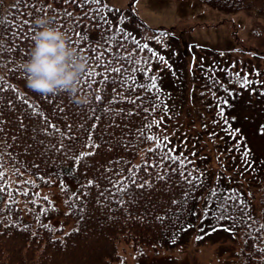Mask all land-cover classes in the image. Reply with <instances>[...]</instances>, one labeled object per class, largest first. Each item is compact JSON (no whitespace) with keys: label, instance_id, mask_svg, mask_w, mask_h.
Masks as SVG:
<instances>
[{"label":"trees","instance_id":"trees-1","mask_svg":"<svg viewBox=\"0 0 264 264\" xmlns=\"http://www.w3.org/2000/svg\"><path fill=\"white\" fill-rule=\"evenodd\" d=\"M203 1L226 12L245 8L264 17V0ZM116 9L103 0H12L0 6V137L5 145L0 161L9 163L16 176H32L23 184L4 176L0 181V264H116L119 240L164 243L188 220L200 195L201 174L153 129L164 104L157 62L162 54L111 21L110 11ZM119 13V19L153 28L130 6ZM38 17L49 18L88 58L90 71L80 85L91 98L88 105L77 104L67 93L34 92L16 67L28 58ZM180 57L174 55V61ZM182 66H177L181 78ZM219 99L226 117L236 121L227 97ZM238 152L250 153L249 146ZM188 173L199 177L196 186L187 182ZM51 177L71 180L60 182L64 212L74 220L69 227L50 219L43 198L23 194L32 185L50 183ZM261 178L256 203L237 182L218 200L224 204V195L235 196L226 214L243 225L238 250L245 264H264V230H258L264 224ZM19 193L32 219L12 216L20 208Z\"/></svg>","mask_w":264,"mask_h":264},{"label":"rangeland","instance_id":"rangeland-1","mask_svg":"<svg viewBox=\"0 0 264 264\" xmlns=\"http://www.w3.org/2000/svg\"><path fill=\"white\" fill-rule=\"evenodd\" d=\"M11 1L1 0L0 6L5 8ZM103 1L117 8L110 11L111 21L130 28L162 54L157 62L164 104L154 117L155 136L166 140L175 153L187 156L195 170L202 174L200 195L188 220L162 244L119 240L120 258L116 264H245L238 250L243 225L234 223L226 213L224 218L218 219L222 212L217 204L221 194L236 182L245 189L249 200L256 203L259 199L258 178L264 177V54L251 52L247 47L251 40L241 38L243 32L239 26L250 25L259 34V23L264 19H258L249 9L240 8L231 13L203 0ZM126 6L153 28L133 24L134 20L131 24L130 19H119L120 10ZM253 31L250 29L249 33L256 37ZM246 36L252 38L248 33ZM260 36H264V32ZM231 39L240 48L232 47ZM255 44L261 50L264 37ZM174 55L181 56L180 62L174 61ZM183 63L185 76L181 78L177 66L182 68ZM229 69L236 81L228 77ZM181 84L185 85L181 88ZM225 96L236 121L229 120L224 113L219 98ZM2 140L0 137L3 156ZM245 146H249L250 153L239 154V149ZM2 164L0 169L7 182L23 184L31 180L30 174L21 172L16 176L9 163ZM60 182L70 184L71 180L51 177L46 185L30 186L28 196L34 200L47 197L44 200L49 204L50 219L69 227L74 220L64 212ZM26 183L24 188L28 187ZM213 189L217 191L216 197L210 194ZM17 202L20 208L12 210V216L32 219L21 193ZM42 205H45L43 201Z\"/></svg>","mask_w":264,"mask_h":264},{"label":"clouds","instance_id":"clouds-1","mask_svg":"<svg viewBox=\"0 0 264 264\" xmlns=\"http://www.w3.org/2000/svg\"><path fill=\"white\" fill-rule=\"evenodd\" d=\"M34 23L37 31L28 58L16 62L27 86L43 96L67 93L77 104L88 105L90 96L80 92L83 77L90 71L88 58L49 18L38 17Z\"/></svg>","mask_w":264,"mask_h":264},{"label":"snow or ice","instance_id":"snow-or-ice-1","mask_svg":"<svg viewBox=\"0 0 264 264\" xmlns=\"http://www.w3.org/2000/svg\"><path fill=\"white\" fill-rule=\"evenodd\" d=\"M92 2H94V3H100V0H85V3H92ZM69 15H71V13H69ZM144 49H148V45H147V44L144 45ZM122 59H127V58H126V57H122ZM160 59L162 60L163 57H160ZM114 71L117 72V73H120V72H123L124 69H115ZM257 75H259V73H257ZM245 83H248L246 77H245ZM97 99L99 100V99H101V98H100V97H97ZM245 154H246V153H245ZM193 155H195V154L193 153ZM0 167H3L2 161H0ZM4 175H5V174H4L3 172H0V181H2ZM181 175H184V173L182 172ZM201 175H202V174H201ZM186 179H187V182H188L189 184H192L193 186H196V185L194 184V181H195L196 179H199V177H192V174H191V173H188ZM3 192H4V188L0 187V194H2ZM23 194H24L25 196L28 195L27 192H24ZM210 194H211L213 197H216V196H217V191H216L215 189H213V190H211V193H210ZM0 198H2V195H0ZM44 199L47 200V197H44ZM223 200H224V204H218V205H217V207H218V208L221 210V212H222V216H221V217H218V219H219V218H224L223 214H224V213H227V209H228V206H229V205H228V201H234V200H235V196H234V194H232V195H224V196H223ZM207 212H208V210L206 209V210H205V214H206V215H207ZM249 219H252V218L249 217ZM258 230H264V224H261V225H260V228H259ZM260 251H261L262 253H264V249H260Z\"/></svg>","mask_w":264,"mask_h":264},{"label":"crops","instance_id":"crops-1","mask_svg":"<svg viewBox=\"0 0 264 264\" xmlns=\"http://www.w3.org/2000/svg\"><path fill=\"white\" fill-rule=\"evenodd\" d=\"M235 12V11H234ZM234 12H231V13H234ZM218 16H219V13L218 12H215ZM257 17H258V19H264V18H262L261 16H259V15H257V14H255ZM223 16V15H222ZM261 17V18H260ZM260 24V26H261V29H259L260 31H261V33H256L257 32V30L255 29V28H253V27H251L250 25L248 26L247 25V27H246V25H240L239 26V28H240V30L243 32L242 33V35H241V38L243 39V38H245V39H248L249 41L251 40V42L250 43H248L247 44V47L251 50V52H253V53H255V54H257V53H259V54H264V47H262L261 48V50H258V45L257 44H255V41H260L261 40V37H264V36H260L263 32H264V22L263 23H259ZM250 29H252V30H254L253 32H255L256 33V37H254L253 35H252V33H249V30ZM249 34L252 38H250V37H247L246 36V34ZM263 42V41H262ZM261 42V43H262ZM234 43V40L233 39H231V46L232 47H235V48H240L239 47V45H236L235 43ZM228 77H230V78H235V76H234V74H233V72H231V70L229 69V72H228ZM233 79H231V81H230V83H231V86H234L235 84H234V82L232 81ZM230 83L228 82V86H230Z\"/></svg>","mask_w":264,"mask_h":264}]
</instances>
